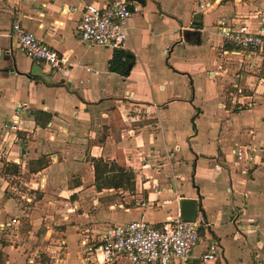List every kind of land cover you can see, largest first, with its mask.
Masks as SVG:
<instances>
[{
	"label": "crops",
	"instance_id": "0c3cea01",
	"mask_svg": "<svg viewBox=\"0 0 264 264\" xmlns=\"http://www.w3.org/2000/svg\"><path fill=\"white\" fill-rule=\"evenodd\" d=\"M110 1L0 0V264H133L85 256L80 241L112 224H158L185 197L200 200L198 218L211 225L194 255L212 236L223 250L216 264H264V148L253 162L234 154L264 142V91L252 108L228 91L243 75L252 94L264 59L225 55L232 46L218 32L222 20L264 25V0L206 10L198 3L212 0L135 2L128 75L110 70L113 50L84 44L78 30L86 4ZM15 23L69 53V66L49 71L22 53ZM120 154L135 191L98 190L95 160L111 165ZM149 199L157 202L141 205Z\"/></svg>",
	"mask_w": 264,
	"mask_h": 264
},
{
	"label": "built area",
	"instance_id": "2783aa9c",
	"mask_svg": "<svg viewBox=\"0 0 264 264\" xmlns=\"http://www.w3.org/2000/svg\"><path fill=\"white\" fill-rule=\"evenodd\" d=\"M135 2L137 1L111 0L106 6L96 3L86 4L78 25L82 42L113 51L125 50L129 38V21L135 11L133 7ZM219 2L220 0L200 1L198 5L200 9L206 10ZM71 11V7L67 6H63L61 10L65 15ZM58 23L61 24L62 21ZM219 26V34L222 35L226 44L232 46V48L224 49L225 55L233 54L243 61L254 57L264 59V25L253 29L246 23L228 26L222 20ZM13 32L18 39L19 50L28 57L44 63L49 71L60 72L69 66V53L60 52L51 47L19 23L14 24ZM86 69L94 71L91 67ZM94 72L98 73V71ZM240 77V81L232 82V87L228 90L232 104L252 108L256 102V95L264 91L262 90L264 76L259 74L256 76V87L252 94L249 93L251 91L249 85L243 82L244 76L240 75ZM18 107L19 109L12 116L13 129L18 128L20 110L27 107V103L18 104ZM263 148L264 142L259 145L251 142L248 145L235 147L234 154L239 160L253 162ZM150 202H157V200L140 201L142 206ZM202 226L206 228V231L211 228L210 223L204 218L187 221L178 212L176 215L167 216L158 224L144 219L112 224L100 236L94 238L83 236L80 244L85 256L102 257L110 262L128 257L133 264H185L191 259L193 264H216L222 257L223 250L215 237L211 236L208 250L194 255L201 241Z\"/></svg>",
	"mask_w": 264,
	"mask_h": 264
},
{
	"label": "trees",
	"instance_id": "16d2710c",
	"mask_svg": "<svg viewBox=\"0 0 264 264\" xmlns=\"http://www.w3.org/2000/svg\"><path fill=\"white\" fill-rule=\"evenodd\" d=\"M133 65V57L125 50H115L110 60V70L119 72L122 75H128ZM17 168L15 164L12 165ZM96 187L98 190L103 188H121L128 184V188L135 189V175L132 169L117 166L116 162H105L102 159L95 160ZM15 172H18L14 169Z\"/></svg>",
	"mask_w": 264,
	"mask_h": 264
},
{
	"label": "water",
	"instance_id": "95a60500",
	"mask_svg": "<svg viewBox=\"0 0 264 264\" xmlns=\"http://www.w3.org/2000/svg\"><path fill=\"white\" fill-rule=\"evenodd\" d=\"M140 1V0H136ZM201 37L198 35L197 43H200ZM181 216L187 221H196L201 210V203L198 198L185 197L179 201Z\"/></svg>",
	"mask_w": 264,
	"mask_h": 264
},
{
	"label": "rangeland",
	"instance_id": "374dc122",
	"mask_svg": "<svg viewBox=\"0 0 264 264\" xmlns=\"http://www.w3.org/2000/svg\"><path fill=\"white\" fill-rule=\"evenodd\" d=\"M263 9H264V5H263ZM263 72H264V71H263ZM228 107H230V105H228ZM119 156H120V157H118V160H119V161L117 162V166L124 167V164H125V162H124V161H125V160H124V157H123L121 154H120ZM206 165L209 166V163H206ZM120 189H122V191H124V192H125L126 190H128V191H130V192H131V191H133V192L135 191V189H134V190L129 189L127 183H126V186H123V187H121ZM152 189H153V187H152ZM120 191H121V190L118 189L115 193H113V194H114L113 196L116 197V198H118V199L123 198L122 195H123L124 193H121ZM152 191L155 193L154 190H152ZM153 192H152V193H153ZM199 218L202 219L203 217H201V215H199ZM203 230H204V232H206V228H205L204 226H202V230H201V231H203Z\"/></svg>",
	"mask_w": 264,
	"mask_h": 264
}]
</instances>
